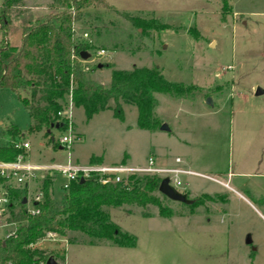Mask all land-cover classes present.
<instances>
[{
	"label": "rangeland",
	"instance_id": "rangeland-1",
	"mask_svg": "<svg viewBox=\"0 0 264 264\" xmlns=\"http://www.w3.org/2000/svg\"><path fill=\"white\" fill-rule=\"evenodd\" d=\"M52 1L23 0L14 8L12 44H21L22 24L54 11ZM106 1L109 7H90L74 24L79 39L97 45L84 60L98 65L88 76L109 85L113 69L158 67L187 87L180 96L156 94L157 117L170 129L140 128L129 103L122 102V118L107 109L90 119L73 104L77 137L71 148L53 147L50 136L29 131L32 118L18 94L0 87V145L13 139L6 129L15 124L23 135L14 140L30 141L36 163L66 162L70 154L81 163L97 157L144 165L154 155L171 164L179 156L203 175H183L182 193L203 202L191 210L159 191L171 216L153 204L110 207L111 219L136 236L133 247L82 243L76 232L46 236L38 246L61 264H264V95H255L257 86L264 89V0ZM63 133L54 130L56 140ZM64 181L56 175L55 199Z\"/></svg>",
	"mask_w": 264,
	"mask_h": 264
},
{
	"label": "trees",
	"instance_id": "trees-1",
	"mask_svg": "<svg viewBox=\"0 0 264 264\" xmlns=\"http://www.w3.org/2000/svg\"><path fill=\"white\" fill-rule=\"evenodd\" d=\"M22 2L1 0L0 87L18 94L32 118L29 131L50 136L53 147H57L54 130L65 131L68 126L67 118L59 113L68 107L70 97L76 107L84 109L87 119L107 109L122 118V102L135 105L138 126L156 131L162 125L156 114V94L180 96L187 90L184 84L167 79L158 67L135 65L132 69H113L109 85L88 76L98 65L91 67L85 63L81 52L87 51L91 57L90 51L97 45L79 39L74 24L83 20L90 7H109L106 0H53L49 8L54 11L22 24L21 44H12V12ZM6 132L13 139L0 145V160H13L20 152L14 139L23 134L15 124L8 126ZM91 161L99 159L93 157ZM162 179L148 174H134L126 184H103L95 177L78 179L71 181L63 195L55 199L54 181L47 176L39 185L42 198L32 201L34 213L23 203L26 189H14L16 202L10 207L9 220L18 222V227L15 235L0 240V264H48L49 257H56L35 246L47 232L59 235L76 232L84 236L82 243L135 246L136 236L122 230L111 219L109 209L126 204L142 207L153 204L159 207L162 216H171L172 212L157 195ZM202 202L195 198L187 205L193 210ZM70 242L74 243L75 238Z\"/></svg>",
	"mask_w": 264,
	"mask_h": 264
},
{
	"label": "built area",
	"instance_id": "built-area-1",
	"mask_svg": "<svg viewBox=\"0 0 264 264\" xmlns=\"http://www.w3.org/2000/svg\"><path fill=\"white\" fill-rule=\"evenodd\" d=\"M59 114L67 118L69 123L64 133L57 140L54 137V140L60 148H71L77 137L74 134L72 123L73 102L71 97L68 107ZM15 147L20 152L13 160H0V228H8L6 234L0 236V240L15 235L18 227V222L9 220L10 207L16 202L13 195L14 189H26L23 198H27L28 209L34 213L36 210L32 207V201L42 198L39 185L47 176H51L54 182L56 175L65 178V181L61 184L64 191L71 181L89 177H95L103 184H126L130 176L134 174L157 175L168 178L169 184L182 193L184 189H187V184L182 180L183 175H202L182 166L183 160L180 157L175 158L176 165H164L154 155L150 156L144 165L105 164L102 162L81 163L74 161L70 154L66 162L36 163L29 156L31 148L29 140L16 141ZM53 235H57V233L47 232L46 234L48 237Z\"/></svg>",
	"mask_w": 264,
	"mask_h": 264
},
{
	"label": "water",
	"instance_id": "water-1",
	"mask_svg": "<svg viewBox=\"0 0 264 264\" xmlns=\"http://www.w3.org/2000/svg\"><path fill=\"white\" fill-rule=\"evenodd\" d=\"M81 57L83 59H88L90 57V54L87 51H82L81 52ZM101 66V65H99ZM264 94V89L259 86L256 88L255 90V95H261ZM207 103H211V97L207 98ZM160 128L162 130H169V126L167 123H162V125L160 126ZM159 191L166 195L168 198L175 200V201H180V202H184V203H188L190 201V199H188L187 195L184 193H181L179 191H177L174 187H172L169 184V179L168 178H163L160 186H159ZM23 203H27V198L24 197L23 199ZM250 242V240H249ZM48 264H59L58 261L56 259H54L53 257H49L48 259Z\"/></svg>",
	"mask_w": 264,
	"mask_h": 264
},
{
	"label": "crops",
	"instance_id": "crops-1",
	"mask_svg": "<svg viewBox=\"0 0 264 264\" xmlns=\"http://www.w3.org/2000/svg\"><path fill=\"white\" fill-rule=\"evenodd\" d=\"M257 87H259V86H257ZM257 87H256V88H257ZM255 90H256V89H255ZM261 95H264V94H261ZM261 95H258V96H261ZM256 96H257V95H256ZM30 149H31V148H30ZM29 156H30V158H31L30 150H29ZM176 157H179V156H176ZM176 157H175V158H176ZM183 162H184V161H183ZM183 162H182V163H183ZM162 164H164V165H176V162H175V159H174V162H171V164H168V163H162ZM240 173L245 174L246 176H247V175L250 176V174H253V173H244V172H240ZM261 173H262V172H261ZM256 174H258V173H256ZM233 176H234V173H233V172H232V173H229L230 182L233 181ZM255 184H257V183H255ZM256 186L259 187L260 185L257 184ZM232 189H234L235 192H238L237 189H235V188H232ZM36 246L39 247V246H38V243L36 244ZM40 248H41V247H40Z\"/></svg>",
	"mask_w": 264,
	"mask_h": 264
}]
</instances>
